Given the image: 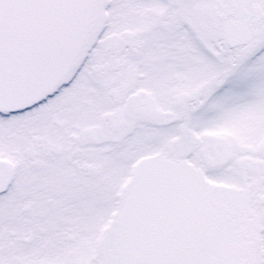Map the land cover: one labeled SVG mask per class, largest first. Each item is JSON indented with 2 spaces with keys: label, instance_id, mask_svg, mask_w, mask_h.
I'll return each instance as SVG.
<instances>
[{
  "label": "snow or ice",
  "instance_id": "1",
  "mask_svg": "<svg viewBox=\"0 0 264 264\" xmlns=\"http://www.w3.org/2000/svg\"><path fill=\"white\" fill-rule=\"evenodd\" d=\"M0 264H264V0H0Z\"/></svg>",
  "mask_w": 264,
  "mask_h": 264
}]
</instances>
